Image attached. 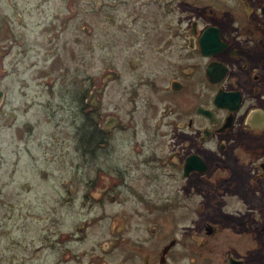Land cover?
<instances>
[{
	"label": "rangeland",
	"instance_id": "rangeland-1",
	"mask_svg": "<svg viewBox=\"0 0 264 264\" xmlns=\"http://www.w3.org/2000/svg\"><path fill=\"white\" fill-rule=\"evenodd\" d=\"M20 1L23 23L11 28L0 61V264H103L98 256L116 235L112 261L128 260L131 249L137 259L126 264H142L157 243L145 240L149 222L124 214L149 213L143 201L185 200L188 151L173 121L186 118L187 97L142 81L173 62L146 40L165 18L130 19L131 5L143 0ZM223 180L216 172L206 184L193 180L213 194L197 193L191 212L203 201L208 214L232 212ZM183 212L179 205L167 212L162 237L183 233ZM122 225L123 237L112 230Z\"/></svg>",
	"mask_w": 264,
	"mask_h": 264
},
{
	"label": "flooded vegetation",
	"instance_id": "flooded-vegetation-1",
	"mask_svg": "<svg viewBox=\"0 0 264 264\" xmlns=\"http://www.w3.org/2000/svg\"><path fill=\"white\" fill-rule=\"evenodd\" d=\"M143 1L145 5L140 1L131 5L130 19L136 22L140 13L160 12L158 17L165 22L153 26L146 40L173 62L167 61L162 73L142 81L171 96L187 97L186 118L173 125L184 131L188 154L181 165L183 202L143 201L150 214H124L125 220L149 222L145 240L157 243L155 257H146L142 264H264V0ZM20 2L0 0V61L9 51L4 41L14 38L11 28L23 23V15L17 13ZM37 2L42 7L45 0ZM149 5L153 7L148 10ZM138 87L133 93H139ZM150 105L156 109V103ZM191 158L194 164L186 176ZM214 172L226 179L218 183L223 184L222 195L233 197V211L208 214L203 201L194 203L191 212L190 200L210 191L193 180L206 184L204 179ZM176 205L186 211L178 219L184 221L183 233L169 230L162 237L160 221L166 220L164 216L169 219L167 212ZM112 230L124 235L123 225ZM119 237L103 245L105 253L98 256L103 264L137 259L130 249L128 260L112 261L111 250L121 243Z\"/></svg>",
	"mask_w": 264,
	"mask_h": 264
},
{
	"label": "trees",
	"instance_id": "trees-1",
	"mask_svg": "<svg viewBox=\"0 0 264 264\" xmlns=\"http://www.w3.org/2000/svg\"><path fill=\"white\" fill-rule=\"evenodd\" d=\"M86 100H87V97L85 98L84 97V100L82 101V103H83V109H84V112H85V114H86V116L88 117V119L91 121V122H93V120L91 119V116H90V111H86L85 109L88 107V105H87V103H86ZM93 124H94V126H95V128L98 130V131H100V133H102L101 132V130L99 129V127H98V124L97 123H94L93 122Z\"/></svg>",
	"mask_w": 264,
	"mask_h": 264
},
{
	"label": "water",
	"instance_id": "water-1",
	"mask_svg": "<svg viewBox=\"0 0 264 264\" xmlns=\"http://www.w3.org/2000/svg\"><path fill=\"white\" fill-rule=\"evenodd\" d=\"M1 24V23H0ZM1 27V26H0ZM2 100H3V92H1L0 91V103L2 102ZM192 164H194V161H193V158H191L190 160H189V162H188V164H187V166H186V168H185V175L187 176L189 173H190V171H191V165Z\"/></svg>",
	"mask_w": 264,
	"mask_h": 264
}]
</instances>
